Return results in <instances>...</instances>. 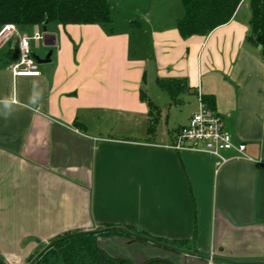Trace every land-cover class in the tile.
<instances>
[{"label": "crops", "instance_id": "crops-1", "mask_svg": "<svg viewBox=\"0 0 264 264\" xmlns=\"http://www.w3.org/2000/svg\"><path fill=\"white\" fill-rule=\"evenodd\" d=\"M141 2L143 22L114 34L101 24L47 26L52 54L39 76L10 70L17 36L0 58V257L8 263H26L66 232L128 226L161 244L114 235L99 246L134 264H264V62L248 37L249 6L208 35L183 37L184 7ZM158 79L188 90L173 100ZM186 94L189 118L200 95L213 96L244 156L219 166L209 153L168 147L180 126H168L165 108Z\"/></svg>", "mask_w": 264, "mask_h": 264}, {"label": "trees", "instance_id": "trees-1", "mask_svg": "<svg viewBox=\"0 0 264 264\" xmlns=\"http://www.w3.org/2000/svg\"><path fill=\"white\" fill-rule=\"evenodd\" d=\"M181 2L184 16L176 22V28L183 37L208 35L217 27L228 23L235 16L239 6L246 2L250 9L248 37L260 47V56L264 62V0H181ZM7 23H13L17 27L42 26L45 23L47 26L53 23L101 24L110 34H114L117 27L109 0H0V27ZM157 84L167 91L173 100L178 94L188 90V87L177 79H158ZM201 97L206 106L212 109L213 96ZM150 105L153 110L157 109L155 104ZM157 120L153 118L149 133L155 131ZM114 235L151 239L158 245L162 242L147 234H138L128 226L106 227L100 231L89 232L71 231L50 240V252L56 256L55 261L50 264H134L126 258L111 256L99 246V237ZM0 264H5L1 257ZM145 264L174 263L165 259H151Z\"/></svg>", "mask_w": 264, "mask_h": 264}, {"label": "built area", "instance_id": "built-area-1", "mask_svg": "<svg viewBox=\"0 0 264 264\" xmlns=\"http://www.w3.org/2000/svg\"><path fill=\"white\" fill-rule=\"evenodd\" d=\"M41 27L36 25L32 35L21 32L13 23L4 24L0 28V47L11 42L13 36L18 37L17 57L9 65L15 77L41 75L32 47V41L38 43L44 39ZM168 147L177 151L209 153L217 159L219 166L244 156L246 149L245 143L234 140L226 129L224 118L207 107L201 95L198 110L191 115L185 125L176 130L173 142Z\"/></svg>", "mask_w": 264, "mask_h": 264}, {"label": "rangeland", "instance_id": "rangeland-1", "mask_svg": "<svg viewBox=\"0 0 264 264\" xmlns=\"http://www.w3.org/2000/svg\"><path fill=\"white\" fill-rule=\"evenodd\" d=\"M169 3H171V5H162V7L160 9H163L165 11H169V10H177V8L180 5V9H182L183 11V6L180 2V0H168ZM112 9H113V16L116 19V21H119L120 23H116L118 29H128L127 27H129V23L130 21H135L138 23L143 22L142 18L145 16L147 9V4L143 3L141 4V0H109ZM168 3V2H167ZM247 3L245 4L243 9H246ZM245 10H242L241 13H243ZM152 11L149 10V13ZM173 14V13H172ZM242 15V14H241ZM19 28V27H18ZM28 28V34L32 35L33 34V28L32 27H27ZM19 30H21V28H19ZM131 32V31H130ZM131 35H133V42L134 40L136 41V34L134 32L131 33ZM16 36L13 37L12 41L10 43L5 44L1 49H0V58L4 57V52L6 50H8L11 46L12 43L14 42ZM41 45L39 48H36L34 53L36 58H44L46 57L48 51L47 48L43 45V40L40 41ZM33 44H36V42L32 41V46ZM134 44V43H133ZM47 51V52H46ZM38 65H41V63H38ZM154 89H150L148 91L149 96L155 100L157 102V94L154 93ZM159 91V95L161 98H165L167 97V95L160 91V90H156ZM164 95V96H163ZM184 99H182L180 101H177L176 104H172V105H167L168 107L165 108L166 113L169 115V119L167 122H169L168 126H171V128L177 127V126H181L183 124H185V122L188 120L189 118V112L191 111V105L189 104V97L188 95H184L183 96ZM178 99V100H179ZM163 100V99H162ZM158 103V102H157ZM159 104V103H158ZM165 103L162 106H166ZM166 115V116H168ZM165 119V118H164ZM49 244L50 243H46V244H42L40 246H38L34 253L33 256H31V258L29 259V261H27L24 264H50L51 262L55 261L56 256L51 253L49 248ZM46 256V259H45ZM2 261L5 264H10L8 263L5 259H3V257H1ZM45 260V262H43ZM60 261V260H58ZM43 262V263H41Z\"/></svg>", "mask_w": 264, "mask_h": 264}, {"label": "water", "instance_id": "water-1", "mask_svg": "<svg viewBox=\"0 0 264 264\" xmlns=\"http://www.w3.org/2000/svg\"><path fill=\"white\" fill-rule=\"evenodd\" d=\"M41 29H42V31L44 32V41H45V44H46V45H50V43H48V39L51 38V35H49V34L47 33V31H48L47 23L43 24L42 27H41ZM258 47H259V46H258ZM51 54H52V52L50 51V52L47 54V56H46L45 59L38 58V59H37L38 63H47V62H49V61H50Z\"/></svg>", "mask_w": 264, "mask_h": 264}]
</instances>
